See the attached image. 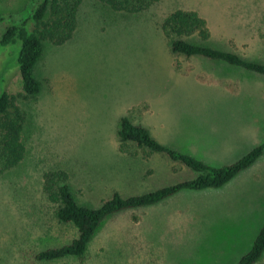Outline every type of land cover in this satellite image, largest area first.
I'll list each match as a JSON object with an SVG mask.
<instances>
[{"label":"rangeland","instance_id":"374dc122","mask_svg":"<svg viewBox=\"0 0 264 264\" xmlns=\"http://www.w3.org/2000/svg\"><path fill=\"white\" fill-rule=\"evenodd\" d=\"M32 7L31 0H0V14L18 19ZM178 7L208 23L210 38L192 42L264 63V0H160L137 13L82 0L70 38L43 42L34 96H25L15 69L19 45L0 52L6 90L26 117V155L0 175V264H236L250 248L264 223V155L222 188L110 216L81 259L34 257L77 236L57 219L45 172L65 171L76 199L91 206L114 192L127 197L196 176L132 142L121 149L122 116L215 165L264 141V75L174 53L161 24Z\"/></svg>","mask_w":264,"mask_h":264},{"label":"trees","instance_id":"16d2710c","mask_svg":"<svg viewBox=\"0 0 264 264\" xmlns=\"http://www.w3.org/2000/svg\"><path fill=\"white\" fill-rule=\"evenodd\" d=\"M82 0H31L32 10L27 18L18 19L12 14H0V23L6 24L0 38V52L8 45H19L17 65L25 96L37 95L41 82L35 76V67L43 53V42L60 44L70 38L75 26L77 9ZM114 9L137 13L160 0H100ZM162 31L170 40L171 50L187 57H202L222 61L246 71L264 75V63L249 60L241 55L220 48L189 40L210 38L208 23L196 10L181 7L172 10L163 20ZM3 50V51H2ZM5 70L0 71V175L16 168L26 155L23 141L25 112L6 90ZM118 136L121 149L132 142L148 154H163L178 162L196 176L162 186L141 194L124 197L114 192L98 206L80 203L63 170H50L43 175V188L54 203L60 223L70 224L77 236L65 244L48 247L34 253L38 261L52 262L65 258L81 259L102 223L110 216L128 209L149 207L186 191L219 189L240 173L252 167L264 155V141L231 163L215 165L188 152L160 142L150 130L124 115L119 122ZM264 256V223L257 232L250 248L236 264H256Z\"/></svg>","mask_w":264,"mask_h":264}]
</instances>
